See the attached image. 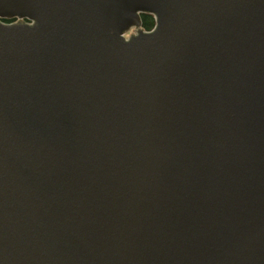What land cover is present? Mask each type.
Listing matches in <instances>:
<instances>
[{
    "label": "water",
    "instance_id": "water-1",
    "mask_svg": "<svg viewBox=\"0 0 264 264\" xmlns=\"http://www.w3.org/2000/svg\"><path fill=\"white\" fill-rule=\"evenodd\" d=\"M0 264H264V0H0Z\"/></svg>",
    "mask_w": 264,
    "mask_h": 264
},
{
    "label": "trees",
    "instance_id": "trees-1",
    "mask_svg": "<svg viewBox=\"0 0 264 264\" xmlns=\"http://www.w3.org/2000/svg\"><path fill=\"white\" fill-rule=\"evenodd\" d=\"M142 27L150 29L154 24V17L150 13H141Z\"/></svg>",
    "mask_w": 264,
    "mask_h": 264
},
{
    "label": "flooded vegetation",
    "instance_id": "flooded-vegetation-1",
    "mask_svg": "<svg viewBox=\"0 0 264 264\" xmlns=\"http://www.w3.org/2000/svg\"><path fill=\"white\" fill-rule=\"evenodd\" d=\"M130 31H131V30H129L128 33H129ZM128 33H127V34H128Z\"/></svg>",
    "mask_w": 264,
    "mask_h": 264
}]
</instances>
